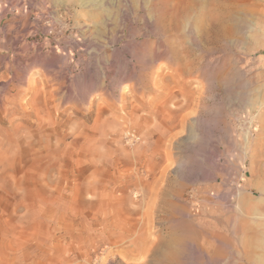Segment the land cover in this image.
Here are the masks:
<instances>
[{
    "label": "rangeland",
    "instance_id": "obj_1",
    "mask_svg": "<svg viewBox=\"0 0 264 264\" xmlns=\"http://www.w3.org/2000/svg\"><path fill=\"white\" fill-rule=\"evenodd\" d=\"M0 264H264V0H0Z\"/></svg>",
    "mask_w": 264,
    "mask_h": 264
}]
</instances>
